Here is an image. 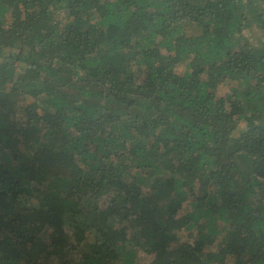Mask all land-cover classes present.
<instances>
[{"label":"trees","instance_id":"trees-1","mask_svg":"<svg viewBox=\"0 0 264 264\" xmlns=\"http://www.w3.org/2000/svg\"><path fill=\"white\" fill-rule=\"evenodd\" d=\"M0 264H264V0H0Z\"/></svg>","mask_w":264,"mask_h":264},{"label":"rangeland","instance_id":"rangeland-1","mask_svg":"<svg viewBox=\"0 0 264 264\" xmlns=\"http://www.w3.org/2000/svg\"><path fill=\"white\" fill-rule=\"evenodd\" d=\"M252 28H254V30H256V26L255 27H252ZM220 95H226V91H225V88L224 87H222L220 90H219V92H218ZM218 94V95H219ZM32 214H35V212L34 211H30V212H28V215H29V217H30V219L31 220H34L35 219V217H34V215H32Z\"/></svg>","mask_w":264,"mask_h":264}]
</instances>
